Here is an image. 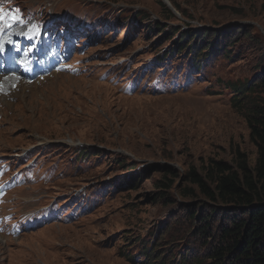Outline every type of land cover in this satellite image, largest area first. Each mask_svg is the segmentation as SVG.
<instances>
[{"label":"rangeland","instance_id":"1","mask_svg":"<svg viewBox=\"0 0 264 264\" xmlns=\"http://www.w3.org/2000/svg\"><path fill=\"white\" fill-rule=\"evenodd\" d=\"M16 1L90 23L99 38L78 75L25 84L8 108L0 104V157L27 151L49 177L18 188L5 210L55 201L63 214L16 238L0 233V264H145L157 237L172 261L189 250L205 254L206 238L217 243L212 235L231 211L217 204L210 233L198 239L197 218L215 203L183 176L196 169L212 184L216 161L255 166L246 116L264 102V0ZM175 78L188 87L153 88ZM245 78L255 92L238 102L232 85ZM130 80L137 82L128 93ZM81 189L88 208L67 219Z\"/></svg>","mask_w":264,"mask_h":264},{"label":"trees","instance_id":"2","mask_svg":"<svg viewBox=\"0 0 264 264\" xmlns=\"http://www.w3.org/2000/svg\"><path fill=\"white\" fill-rule=\"evenodd\" d=\"M184 38L181 37L182 40ZM216 43H211V46L216 47ZM201 55L205 53L200 51L198 56ZM225 55L230 56V52ZM260 82L264 86V77L260 78ZM232 86L236 96L240 95L238 102L255 92L248 78ZM252 110L253 113L246 116V119L258 152L253 168L244 159L239 160L235 168L228 163L216 161L210 167L209 175L215 174L210 180L212 184L196 169H191L183 176L185 180L197 185L202 195L215 203V207L209 206L205 209L204 206L206 213H201L197 218L201 220L195 228L198 239L210 233L208 221L218 211L217 204L227 206L226 209L231 211V216L219 233L212 235L213 241L217 243L206 238L208 247L205 254L200 255L198 251L189 250L184 254L180 252L179 260L177 254H174L175 260L172 261L167 257L168 251L161 249V243L156 236V240L152 239V245L144 250L145 264H264V199L260 191L264 189V102L261 105L254 104ZM172 175L181 177L176 171ZM171 186L172 183L165 187L169 189ZM237 213L240 216L234 215ZM189 216L194 220L197 213L190 212Z\"/></svg>","mask_w":264,"mask_h":264},{"label":"snow or ice","instance_id":"3","mask_svg":"<svg viewBox=\"0 0 264 264\" xmlns=\"http://www.w3.org/2000/svg\"><path fill=\"white\" fill-rule=\"evenodd\" d=\"M3 10L0 9V12H2ZM13 19L15 20L16 18L13 17ZM11 25L9 24V21L6 20L4 18L3 15H0V31H2L3 27H10ZM34 34H38V29H34ZM29 38H32V37H29ZM16 51H19V49H16ZM4 52V48H3V45L0 44V53H3ZM22 63H24L25 65L27 63H29L28 61H22Z\"/></svg>","mask_w":264,"mask_h":264},{"label":"bare ground","instance_id":"4","mask_svg":"<svg viewBox=\"0 0 264 264\" xmlns=\"http://www.w3.org/2000/svg\"><path fill=\"white\" fill-rule=\"evenodd\" d=\"M164 1H166L167 3H169V2H170L169 0H164ZM25 84H26V83H23L21 86H23V87H24V86H25ZM26 85H30V84H26Z\"/></svg>","mask_w":264,"mask_h":264}]
</instances>
